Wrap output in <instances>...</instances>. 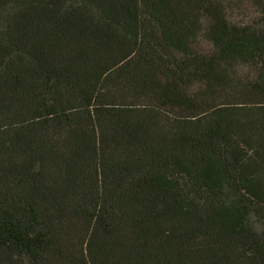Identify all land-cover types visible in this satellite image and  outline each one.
<instances>
[{"label": "trees", "instance_id": "obj_1", "mask_svg": "<svg viewBox=\"0 0 264 264\" xmlns=\"http://www.w3.org/2000/svg\"><path fill=\"white\" fill-rule=\"evenodd\" d=\"M0 264H264V0H0Z\"/></svg>", "mask_w": 264, "mask_h": 264}, {"label": "rangeland", "instance_id": "obj_2", "mask_svg": "<svg viewBox=\"0 0 264 264\" xmlns=\"http://www.w3.org/2000/svg\"><path fill=\"white\" fill-rule=\"evenodd\" d=\"M244 4L245 3H243V5L242 4H240V5L244 6ZM196 44H197L199 49H207L208 48V43L205 40L201 39L200 37L197 38ZM241 71L247 72V70L245 68H243Z\"/></svg>", "mask_w": 264, "mask_h": 264}]
</instances>
